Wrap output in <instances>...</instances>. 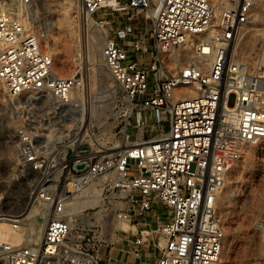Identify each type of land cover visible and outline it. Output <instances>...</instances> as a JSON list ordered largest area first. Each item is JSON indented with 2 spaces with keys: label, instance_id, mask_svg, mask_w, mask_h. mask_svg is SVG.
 Segmentation results:
<instances>
[{
  "label": "built area",
  "instance_id": "1",
  "mask_svg": "<svg viewBox=\"0 0 264 264\" xmlns=\"http://www.w3.org/2000/svg\"><path fill=\"white\" fill-rule=\"evenodd\" d=\"M79 1L100 23L122 14L141 17L150 23L151 41L132 32L125 33L128 42L117 35L103 40L100 55L117 87L106 145L53 133H41L45 143L39 144L33 132L15 130L21 172L37 175L28 182L36 206L6 212L0 192V223L6 224L0 264H100L101 250L120 240L127 264H216L224 241L220 195L246 147L264 141V27L255 47L244 40L259 0ZM32 3L0 0L2 88L10 98L35 93L57 121L69 117L71 125H84L72 104L84 77L53 71L26 16ZM149 111L167 126L145 139L141 115ZM92 117H86L89 128ZM99 197L125 227L101 216L72 220L73 210L92 211ZM155 206L167 211L166 219L158 213L148 219ZM111 232L119 234L113 239Z\"/></svg>",
  "mask_w": 264,
  "mask_h": 264
},
{
  "label": "rangeland",
  "instance_id": "2",
  "mask_svg": "<svg viewBox=\"0 0 264 264\" xmlns=\"http://www.w3.org/2000/svg\"><path fill=\"white\" fill-rule=\"evenodd\" d=\"M262 13L264 0H259L253 29L244 35L247 46L251 48L259 42V29L264 27V17H260ZM26 16L33 19L43 50L52 58L53 71L59 76L81 73L84 77V85L77 91L76 98H79L80 107L87 108V117L92 112L90 125L93 128H89L86 118L79 140H72L70 136L61 139L84 141L89 145L93 143V146L106 145L114 132L108 122L111 120L110 114L114 112L112 101L117 87L100 55L103 40L106 35H117L119 40L128 42L125 33L132 32L138 36L144 35L151 41L150 23L143 22L141 17L129 19L125 14L114 16L110 24L100 23V17L96 19L85 15L79 0H33ZM89 18L92 20L89 21ZM185 55L181 51L180 58L183 59ZM36 96L35 93H26L10 98L0 83V192L4 195L3 210L10 213L36 206L29 198L32 188L28 182L37 175L21 172L15 154V130L25 128L36 135L39 144H44L41 133L49 134L50 131V134L59 136L63 133L73 134L78 128V124L71 125L69 117L62 121L53 118L48 107L34 100ZM159 116L157 111L141 115L145 139L160 127L166 128L165 121L160 120ZM134 132L135 128L129 126V138ZM98 200L102 204L100 197ZM104 207L102 204L100 209L79 212L71 218L78 224L87 218L92 220L101 216L107 219V224L122 225L116 221L113 211L105 212ZM217 212L224 241L216 264H264V141L248 145L244 150L225 183ZM158 214L162 219L168 215L165 209H158ZM111 233L113 239L119 234Z\"/></svg>",
  "mask_w": 264,
  "mask_h": 264
},
{
  "label": "bare ground",
  "instance_id": "3",
  "mask_svg": "<svg viewBox=\"0 0 264 264\" xmlns=\"http://www.w3.org/2000/svg\"><path fill=\"white\" fill-rule=\"evenodd\" d=\"M260 17H264V13H262L261 15H260ZM92 19L91 18H89V21H91ZM255 29V28H254ZM260 30V29H259ZM256 31H258V30H256ZM77 97V95H76V93H72V104H73V107H76V109L77 110H80V112L82 113V117H83V120H84V122H85V120H86V117H87V108L86 107H80V105H79V98L77 99L76 98ZM73 102H77V103H73ZM92 113V112H91ZM66 125H68L69 126V124H66ZM71 126V125H70ZM82 127H83V125H78V128L76 127L75 129H77L76 131H75V133H71V134H69V133H63L62 135H59V137H63V136H67V135H69L70 137H72V140H79V136H80V133H81V130H83L82 129ZM44 137L46 136H50V131H49V134H46V133H43L42 134ZM58 137V136H57ZM57 139V138H56ZM33 205H35V204H33ZM102 204L101 203H99V200L97 199V198H95L93 201H92V203H91V205L89 206V208L90 209H100V206H101ZM29 209H31L29 206L25 209L26 211H28ZM84 209H83V207L82 206H79L77 209H75V210H73L72 211V215H76V214H78L79 212H81V211H83ZM71 215V216H72ZM4 225H6V224H4V223H0V237H2L3 236V233H4V231H5V227H4ZM41 233H42V231H41V227H39V228H36V229H34L33 230V234H35V236H37V237H40V235H41ZM14 241H17L18 240V238H15V239H13Z\"/></svg>",
  "mask_w": 264,
  "mask_h": 264
},
{
  "label": "crops",
  "instance_id": "4",
  "mask_svg": "<svg viewBox=\"0 0 264 264\" xmlns=\"http://www.w3.org/2000/svg\"><path fill=\"white\" fill-rule=\"evenodd\" d=\"M150 58L149 55L145 56V60L148 61ZM160 206H155L151 212L148 213V219L155 217L158 213ZM149 221V220H148ZM123 242L120 240L113 247H106L101 250V261L100 264H127L126 257L123 254H120V248H122Z\"/></svg>",
  "mask_w": 264,
  "mask_h": 264
}]
</instances>
